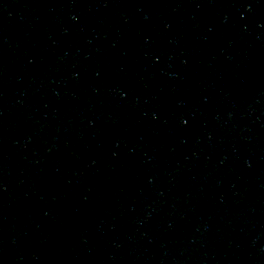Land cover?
Returning a JSON list of instances; mask_svg holds the SVG:
<instances>
[{
	"label": "water",
	"instance_id": "95a60500",
	"mask_svg": "<svg viewBox=\"0 0 264 264\" xmlns=\"http://www.w3.org/2000/svg\"><path fill=\"white\" fill-rule=\"evenodd\" d=\"M0 264H264V0H0Z\"/></svg>",
	"mask_w": 264,
	"mask_h": 264
}]
</instances>
